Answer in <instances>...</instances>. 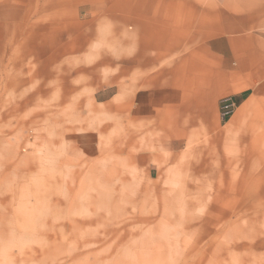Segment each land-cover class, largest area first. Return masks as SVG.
<instances>
[{"label":"crops","instance_id":"1","mask_svg":"<svg viewBox=\"0 0 264 264\" xmlns=\"http://www.w3.org/2000/svg\"><path fill=\"white\" fill-rule=\"evenodd\" d=\"M55 80L121 114L122 161L150 181L205 176L232 146L263 167L264 0H0V98Z\"/></svg>","mask_w":264,"mask_h":264},{"label":"rangeland","instance_id":"2","mask_svg":"<svg viewBox=\"0 0 264 264\" xmlns=\"http://www.w3.org/2000/svg\"><path fill=\"white\" fill-rule=\"evenodd\" d=\"M34 84L0 98V264H264V162L232 146L205 176L150 181L122 161L120 113Z\"/></svg>","mask_w":264,"mask_h":264},{"label":"built area","instance_id":"3","mask_svg":"<svg viewBox=\"0 0 264 264\" xmlns=\"http://www.w3.org/2000/svg\"><path fill=\"white\" fill-rule=\"evenodd\" d=\"M224 108H225L224 117H227L231 113V107L225 106Z\"/></svg>","mask_w":264,"mask_h":264}]
</instances>
